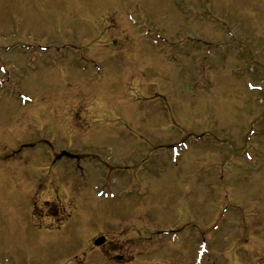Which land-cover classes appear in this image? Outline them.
Instances as JSON below:
<instances>
[{
	"label": "rangeland",
	"instance_id": "1",
	"mask_svg": "<svg viewBox=\"0 0 264 264\" xmlns=\"http://www.w3.org/2000/svg\"><path fill=\"white\" fill-rule=\"evenodd\" d=\"M200 241L264 260V0H0V264Z\"/></svg>",
	"mask_w": 264,
	"mask_h": 264
},
{
	"label": "flooded vegetation",
	"instance_id": "2",
	"mask_svg": "<svg viewBox=\"0 0 264 264\" xmlns=\"http://www.w3.org/2000/svg\"><path fill=\"white\" fill-rule=\"evenodd\" d=\"M102 237V236H101ZM101 237H99V238H101ZM91 241H94V239H91ZM105 242H106V240H105ZM94 248V250H95V247L93 246V244L91 243V247H89V248H87L88 250H92V249H90V248ZM101 247H105V244H103ZM114 251H116V252H118V253H115V254H113L112 256H106V255H104L102 252H100V253H98L99 254V256L102 258V260H104L105 262H103V264H131L132 263V261L131 260H127L126 259V257H128V255L125 257V254H122L121 256H119V255H117V254H119V253H121V251L122 250H116V249H114L113 251H112V253L114 252ZM87 252H89V251H86V247H85V250L82 252L81 251V253H82V255H81V260L79 261V264H93V261H92V259H88L89 258V255H87ZM111 253V254H112ZM86 255H87V258H86ZM125 258V259H124ZM88 259V260H87ZM94 260V259H93ZM98 262V261H97ZM99 264H101L100 262H98ZM94 264H97L96 263V260L94 261Z\"/></svg>",
	"mask_w": 264,
	"mask_h": 264
},
{
	"label": "water",
	"instance_id": "3",
	"mask_svg": "<svg viewBox=\"0 0 264 264\" xmlns=\"http://www.w3.org/2000/svg\"><path fill=\"white\" fill-rule=\"evenodd\" d=\"M102 243V241H97L96 242V245L98 246L99 244H101Z\"/></svg>",
	"mask_w": 264,
	"mask_h": 264
},
{
	"label": "trees",
	"instance_id": "4",
	"mask_svg": "<svg viewBox=\"0 0 264 264\" xmlns=\"http://www.w3.org/2000/svg\"><path fill=\"white\" fill-rule=\"evenodd\" d=\"M261 264H264V261Z\"/></svg>",
	"mask_w": 264,
	"mask_h": 264
}]
</instances>
